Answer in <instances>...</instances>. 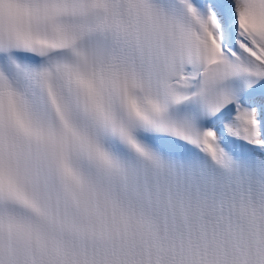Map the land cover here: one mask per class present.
Masks as SVG:
<instances>
[{
	"label": "snow or ice",
	"instance_id": "1",
	"mask_svg": "<svg viewBox=\"0 0 264 264\" xmlns=\"http://www.w3.org/2000/svg\"><path fill=\"white\" fill-rule=\"evenodd\" d=\"M0 264H264V0H0Z\"/></svg>",
	"mask_w": 264,
	"mask_h": 264
}]
</instances>
